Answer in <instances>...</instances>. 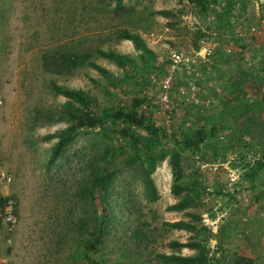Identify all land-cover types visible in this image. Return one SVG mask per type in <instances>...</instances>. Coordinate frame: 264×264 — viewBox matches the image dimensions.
<instances>
[{"label":"rangeland","instance_id":"rangeland-1","mask_svg":"<svg viewBox=\"0 0 264 264\" xmlns=\"http://www.w3.org/2000/svg\"><path fill=\"white\" fill-rule=\"evenodd\" d=\"M208 1L202 13L186 0H0V198L14 202L16 217L9 233L0 209V264H87L86 256L99 264H175L161 255L196 253L173 242L200 243L212 264L236 256L264 264V168L249 176L264 152V102L252 104L248 88L233 87L241 71L258 83L264 75V0H233L229 23L221 14L227 0ZM121 30L140 35L155 55L152 68L118 38ZM97 50L128 56L133 65L120 67ZM65 54L77 65L56 70L51 61ZM173 55L194 62L172 67ZM52 82L87 93L101 117L143 99L139 111L161 130L155 154L179 150L182 182H196L195 202L168 209L186 192L172 193L169 155L151 175L153 199L143 156L125 159L132 152L115 132L119 123L80 130L47 167L71 123L62 116L65 103L79 106ZM201 127L207 139L198 149L176 147L174 139ZM104 158L110 177L95 190ZM179 220L192 228L165 224ZM87 240L98 244L85 256Z\"/></svg>","mask_w":264,"mask_h":264},{"label":"trees","instance_id":"trees-1","mask_svg":"<svg viewBox=\"0 0 264 264\" xmlns=\"http://www.w3.org/2000/svg\"><path fill=\"white\" fill-rule=\"evenodd\" d=\"M188 3L193 4L199 8L202 13H207L209 11V1L208 0H186ZM228 5L224 8V11L221 13L225 18V22L229 23L231 19L230 11L233 9L235 5V1L227 0ZM160 14H167L162 11ZM221 15V16H222ZM118 38L122 40L131 41L134 45L135 49L140 52L141 58L144 61V64L152 68V64L155 63V55L154 53L147 48L144 44L140 35L131 33L128 30H121L118 33ZM96 53L105 58H109L114 61L120 67L132 66L133 60L128 56L116 54L111 51H103L97 50ZM53 67L56 70H66L73 69L77 65V59L73 55H61L59 59L51 61ZM64 68V69H63ZM262 73V72H261ZM256 76L251 75L246 71H241L238 76V83L234 82L233 87L236 88L247 86L249 82L253 80L256 81ZM258 80V79H257ZM259 82L264 83V75L259 79ZM51 89L71 100H74L78 103V107H73L68 102L64 105V111L62 112V116H66L70 121V125L67 126L65 130H63L58 135V140L52 147V151L50 153L47 167L55 163L63 154L64 150L68 146V144L77 136L80 130H93L94 128L103 127L105 122L110 121L113 124L119 123V128L115 131L125 140V144H127L128 150L131 153L128 157H126V161L131 163L134 161L135 155L143 156V165L145 170L146 177V187L149 189L150 194H152L155 199V191L153 189L151 175L154 172L156 165L159 159L163 160L167 155H169V164L171 167L172 173V193L174 195H179L184 190L185 194L182 196L180 201L171 205L168 209L171 211H179L187 208L189 205L195 202V196L192 195L193 192L196 191L194 186H196V182L193 181V184L182 182V167L180 164V152L177 149H172L170 153L165 151L162 153L159 158L154 152V147L159 144V134L161 132L160 128H158L150 119V117L144 111H139V108L143 105V99H133L129 108L116 107L110 110H106L103 112L102 117L95 113V109L93 107L94 100L85 92L81 90L70 89L65 86L58 85L54 82L51 83ZM247 106V114L251 111L250 105ZM230 107L231 105H226ZM226 107V108H227ZM135 129H141L145 132V136H139L136 134ZM207 139L206 133L203 132L202 127L195 130L193 135L191 136H183L182 141H177L174 139L176 147L180 149L193 148L194 150L198 149L201 144L205 142ZM121 140V138H120ZM123 150L122 145H119L114 150V157L118 153L121 154ZM113 157V158H114ZM112 158V159H113ZM124 159V160H125ZM111 163L110 160L104 158L101 162V165L97 169L96 179V189L102 190V187L105 185L106 180L110 177L108 172V166ZM264 168V152L262 154L261 160L257 161L256 166L252 169V172L249 176H256L260 171ZM191 190V191H190ZM100 196V194H99ZM7 198H0V209H3ZM195 219L199 217L189 214ZM104 219L103 216L100 218V222ZM168 227L177 230H190L191 224L182 220L175 222H167L165 223ZM97 227H100L98 225ZM97 241L87 240L84 243V253L85 256L87 252H95L97 250ZM172 248H190L196 250V253L191 256H183L181 254H162L161 258L164 262L175 263V264H212L208 259L207 254L204 252L200 243H180L173 242L170 244ZM87 264H99L96 259H90L87 256L85 257ZM231 264H253L252 259L245 256H236Z\"/></svg>","mask_w":264,"mask_h":264},{"label":"built area","instance_id":"built-area-1","mask_svg":"<svg viewBox=\"0 0 264 264\" xmlns=\"http://www.w3.org/2000/svg\"><path fill=\"white\" fill-rule=\"evenodd\" d=\"M200 43L203 45H207V43L204 39H201ZM171 61L173 63L172 67H176L181 62L185 63L186 65H189V62H191V61L194 62L192 59H188V58H186L185 61L181 60L180 56H178V55H173ZM169 80H170V78H169ZM167 93H168V85H165L164 86V93H162V100L165 103L168 102V94ZM182 93H184V92H182ZM191 98H193V95L191 96ZM185 100L189 101V97L185 98ZM0 103H1V101H0ZM4 177H6V176L2 172H0V178L4 179ZM14 209H15L14 202L11 199H8L5 202L4 207H3V219H4L6 226H7V232H9V233L12 231V227L16 223V217L14 215Z\"/></svg>","mask_w":264,"mask_h":264},{"label":"crops","instance_id":"crops-1","mask_svg":"<svg viewBox=\"0 0 264 264\" xmlns=\"http://www.w3.org/2000/svg\"><path fill=\"white\" fill-rule=\"evenodd\" d=\"M238 76V75H237ZM256 79V78H255ZM238 83V79L236 78L235 83ZM247 86H242L243 88H248L249 89V94L247 95L249 97V101L254 104L256 101H258L257 99H261L262 103L264 102V83H262L260 85V83L257 82V80H253L252 82L247 83ZM249 102V103H250ZM250 103V104H251ZM258 120L262 121L261 123L264 122V117L263 115L261 116V113H259V117ZM258 136H262V135H258ZM257 137V136H256Z\"/></svg>","mask_w":264,"mask_h":264}]
</instances>
